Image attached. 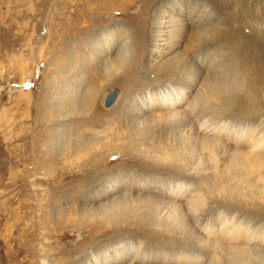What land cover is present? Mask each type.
Wrapping results in <instances>:
<instances>
[{"label":"rangeland","instance_id":"rangeland-1","mask_svg":"<svg viewBox=\"0 0 264 264\" xmlns=\"http://www.w3.org/2000/svg\"><path fill=\"white\" fill-rule=\"evenodd\" d=\"M105 1L0 0V264H264V0H179L210 11L211 39L156 59L173 0ZM170 88L179 113L149 107ZM202 122L255 138L260 164ZM226 223L245 252L202 230Z\"/></svg>","mask_w":264,"mask_h":264},{"label":"bare ground","instance_id":"bare-ground-1","mask_svg":"<svg viewBox=\"0 0 264 264\" xmlns=\"http://www.w3.org/2000/svg\"><path fill=\"white\" fill-rule=\"evenodd\" d=\"M111 1L112 0L105 1L103 6H107V4L111 3ZM122 1H124L126 3H130L131 0H122ZM163 6H164V4H163ZM163 6L156 13V16H155L156 18L153 20V25H152V30H151L153 43L151 45L150 53L154 59H156L157 57H161V58L164 57L165 58V57L169 56L170 54H172L178 48H181V50H183L184 54L190 52V53H188V55L191 56V55H194L193 52L197 51L200 48H203L210 41V39H211V34H209V30H210V28H209L210 24L209 23L210 22L208 20L209 14H211L210 11L208 13V11H204V9H203L201 11V13L195 12V14H193V12H192L193 10L185 8L184 5L181 2H179V0H173L172 4L165 6V8H163ZM95 7H96V5H95ZM113 10L115 11L118 9L114 8V9H112V11ZM186 31H188V32L186 33ZM108 40L112 41L113 39H108ZM108 40L105 42L106 43L105 46L108 45ZM113 45H114V47H113ZM196 46H197V49H195ZM114 48L116 49L115 51H117V48L119 51H121L120 47L118 46V43L115 40H113L112 44L107 48L108 53H110V51H112V49L114 50ZM119 51H117V52H119ZM103 56H105V54ZM109 56L110 55H107V57H109ZM121 56H122V52H120V55L118 53H115L113 58L110 57V60L113 62H120L121 63V61H122ZM197 60H198L197 63L199 64V66L202 70L201 72H203V71H206L208 69L209 64H211L210 60H212V59H211V56L208 55V53L204 52L202 54V56H200L199 59H197ZM171 69H172L171 66H165L164 67V70H166L167 74H170V72L172 71ZM189 79L191 81V78H189ZM191 83L193 84V82H191ZM188 86H191V84H189ZM170 89L172 90V88H170ZM172 91H173V93H171ZM172 91H170V94L165 92V94H162V95L152 99L149 103V107H151L152 109H156L158 111L161 110L162 108H166V112L168 113V115H174L178 111L182 110L184 106L181 107L180 104L185 100V98L188 94V91L186 92L184 89H174ZM116 95H118V90L116 91ZM116 98H117V96H115L112 103L115 102ZM112 103L109 105H104V106H106V107L111 106ZM188 106H190L189 102L187 103L185 109ZM189 111L190 110H188V113H189ZM191 113H192V110H191ZM191 113H189V115H191ZM198 126L200 129V132L195 131L196 133H200L203 135L204 134H213L216 141L217 140L222 141V138L224 140V136L226 135L225 138L232 140L236 145L247 146V148L241 149V153H240L241 155H239L240 158L243 159V161H246L244 166H246L247 164L252 165V166L260 164L259 156L256 153V150L259 146V142L256 141L255 138H253V137L251 138V137L247 136L246 134L244 135L245 137H243V135L241 136V134H237V132L236 133L235 132L234 133L233 132L232 133H230V132L225 133L226 131H224V128H222V124H221V126H218L216 128L215 125H210V124H207L206 122H202ZM214 132H216V134ZM218 134H221L224 136H219ZM231 136H233V137L231 138ZM202 139H203L202 140V146L209 147V146H212L213 144L216 143L215 140L211 141L208 137H203ZM260 144L264 145L263 142H260ZM254 167H256V166H254ZM246 169H250V168L247 167ZM181 186H183V185L176 184V185L169 186L167 194L169 197H172L174 199H177L178 197H182L185 194V195L189 196L186 200V204H187L192 197V195H191L192 191L190 189L187 190L186 188L181 187ZM183 188H184V191L182 190ZM221 222L224 223L227 221L223 220ZM204 225H205V223H204ZM226 225H227V223L225 225H223L224 227L223 226L221 227V224H220V226L217 227L218 231L213 229L215 227L208 228L206 226H204V228H202V230H204L206 233H208V235L213 236L215 238L220 236L221 244L224 247L228 248V250H234L235 254L245 252L249 242L252 241L251 237L249 236V233L246 230L242 229V227L239 228L238 225L232 226L231 227L232 229L230 228L228 230L227 227H229V226H226ZM241 233H243V235H240ZM239 238L242 239V242L246 241L244 246L238 247L237 245L234 246V244H233V246H230V245H232L233 242L239 241L240 240ZM235 244H237V243H235Z\"/></svg>","mask_w":264,"mask_h":264},{"label":"water","instance_id":"water-1","mask_svg":"<svg viewBox=\"0 0 264 264\" xmlns=\"http://www.w3.org/2000/svg\"><path fill=\"white\" fill-rule=\"evenodd\" d=\"M116 91L117 88L115 86L108 90L102 97V103L104 105L111 104L116 96Z\"/></svg>","mask_w":264,"mask_h":264}]
</instances>
